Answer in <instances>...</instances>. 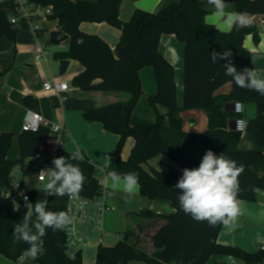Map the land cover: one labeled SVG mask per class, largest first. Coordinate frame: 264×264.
I'll use <instances>...</instances> for the list:
<instances>
[{
    "label": "trees",
    "instance_id": "obj_1",
    "mask_svg": "<svg viewBox=\"0 0 264 264\" xmlns=\"http://www.w3.org/2000/svg\"><path fill=\"white\" fill-rule=\"evenodd\" d=\"M42 6H52L51 19L58 20V29L51 33V44H59L69 38V47L65 51L54 53L55 60H76L83 66L82 72L72 80V85L82 92L122 93L129 95L126 101H115L106 105L87 109L83 113L88 122H100L103 128L119 136L115 148L116 169L121 174L134 172L139 177L141 196L151 201L169 203L173 211L168 214H156L150 210L139 213L152 219L159 217L164 224L155 231L153 241L160 248L148 254L139 247L140 236L128 229L116 245L102 246L97 249L95 264H130L132 261H144L148 264H206L217 254L239 261L240 264H263L264 250L256 253L244 251L238 247L221 245L217 242L223 226L218 223L209 225L206 221H197L185 213L179 206L176 189L181 168H197L179 147L166 142L161 130L165 117L157 114L152 124L130 125V116L142 94L138 72L149 66L154 69L157 83L156 92L148 97L149 104L156 108L158 104L168 109L170 126L181 139L191 145L211 149L217 156L224 153L244 166L239 176L237 200L254 201L256 191L264 190V177L258 176L252 166L264 161V95L240 88L230 76L224 74L223 65L228 61L220 59L213 63L210 53L230 49L232 63L238 71L244 68L254 69L250 53L244 48V40L252 34L254 44L259 42L257 28L253 25L234 28L229 33H221L205 24L207 14L201 0H181L156 12L135 10L128 22L119 18L122 0H28ZM236 11L264 15V0H234ZM16 11L0 9V38L8 37L16 42L18 29L9 20ZM82 22L108 24L122 31L121 39L113 50L100 36L84 33L80 30ZM163 34H173L185 44L183 72L184 100L183 108L176 100L174 66L160 53L158 46ZM231 83V92L216 94L217 90ZM34 98H25L28 105L34 106ZM242 102L255 105V116L247 121L246 131L255 144L261 148L242 150L239 148L242 133L230 128V122L236 119L233 111L226 110L231 103ZM188 109L203 110L207 115V129L201 133L186 132L182 127L181 111ZM133 137L135 144L127 160L121 158L125 141ZM12 134H0V189H11L19 203V211H14L12 199L0 195V254L7 259L18 261L28 244L17 241L13 235L16 224L21 223L27 210L23 208L21 185L11 188V173L20 167L24 176L38 174L43 166L52 164L56 148L55 136L49 129L38 132L22 131L19 135L20 157L10 160L7 154L12 146ZM165 156L170 162H161L158 168L149 166L151 159ZM178 166V167H177ZM102 186L94 177H85L79 196L92 198L100 195ZM30 196L31 211L37 202V192ZM46 210L59 212L50 205ZM44 252L31 264H82V251L76 250L71 256L67 245L65 230L49 228L42 238ZM219 264H233L224 262Z\"/></svg>",
    "mask_w": 264,
    "mask_h": 264
},
{
    "label": "crops",
    "instance_id": "obj_2",
    "mask_svg": "<svg viewBox=\"0 0 264 264\" xmlns=\"http://www.w3.org/2000/svg\"><path fill=\"white\" fill-rule=\"evenodd\" d=\"M96 1V0H87ZM181 0H122L119 9L121 21L128 22L135 10L141 9L148 12H156L170 4ZM13 0H0V9L11 11L15 9ZM209 14L213 9L207 0H201ZM227 11H236L234 0H226ZM31 12H37L32 9ZM37 14V13H36ZM206 14V15H207ZM251 25L255 26L259 35V42L254 44L252 34L246 36L244 48L250 53L252 66L264 76V32L262 22L264 15L249 14ZM18 29L16 42L8 37L0 38V134L11 133L12 146L7 154L8 159L17 160L20 157L19 135L22 133V125L28 109L40 112L44 118L56 125L63 127L61 134L63 144L56 147L54 157H64L67 162L79 166L84 177H94L106 191L104 197L106 203L113 210L106 211L102 217L99 228L94 229L86 241L82 251V264H95L97 249L102 246L111 247L117 244L122 235L128 230L137 231L140 236L139 247L148 254L157 251L160 246L153 241V235L165 222L164 219L155 217L147 219L139 215L144 210H150L156 214H168L173 211L169 203L151 201L141 196L140 190L126 193L122 189H114L108 178V173L116 169L114 156L119 136L106 131L102 123L88 122L83 117L87 109L106 105L115 101H126L129 95L122 93H105L99 91L82 92L72 85V80L80 72L83 66L76 60H69L70 64L65 75L59 74V61L53 55L56 52L65 51L69 47V38L59 44H51V33L58 29V20L50 17L34 15L30 21H18L15 24ZM80 30L87 34L100 36L113 50L121 39L122 31L107 22L91 23L82 22ZM62 46V47H60ZM42 47L47 55L36 60L37 48ZM158 49L160 53L174 66L176 83V100L178 106L183 108L184 100V72L183 61L185 44L180 42L173 34H163L160 38ZM142 94L130 116V125L152 124L156 115L165 117V123L161 135L169 144L179 147L195 164H199L208 148L194 146L180 138L178 132L169 123L168 109L158 104L153 108L149 104L148 97L157 89L155 72L152 67L146 66L138 72ZM46 82H66L71 87L68 92L56 95L44 90ZM231 83L219 88L216 94H228L231 92ZM33 97L34 106L28 105L26 97ZM243 118L248 121L256 113L255 105L243 104ZM182 127L186 132L201 133L207 129V115L203 110L188 109L181 111ZM232 121H235L233 119ZM231 123V122H230ZM239 148L242 150L257 149L258 147L251 135L245 131L242 133ZM135 144L133 137H129L123 146L121 158L127 160ZM79 152V158L72 156ZM161 162H170L165 156L151 159L149 166L158 168ZM54 167L53 164L47 168ZM178 167V166H177ZM181 176L182 169L178 167ZM252 170L260 177H264V161L253 165ZM15 178L22 184V193L37 192V201L47 198L48 204L58 211H65L69 199L64 196H46L39 190L46 179L39 181L37 174L24 176L19 169L14 173ZM264 191H256L254 201L239 199L240 214L228 225L222 226L217 242L221 245L238 247L250 253L261 250L264 243ZM231 262L240 264L239 261L223 255L211 256L206 264H219ZM0 264H31L28 261H13L0 254ZM130 264H148L144 261H132ZM264 264V263H263Z\"/></svg>",
    "mask_w": 264,
    "mask_h": 264
},
{
    "label": "clouds",
    "instance_id": "obj_3",
    "mask_svg": "<svg viewBox=\"0 0 264 264\" xmlns=\"http://www.w3.org/2000/svg\"><path fill=\"white\" fill-rule=\"evenodd\" d=\"M207 3L213 10L204 16V22L221 33L226 34L234 28L238 30L251 24L248 12L227 11L226 0H207ZM231 57L230 49L222 53H210L213 63H218L220 59L228 61L223 65L224 74L232 77L238 87L264 95V76L255 69L244 68L238 71ZM79 155V152L75 153L72 159L79 158ZM52 164L54 167L40 171L41 180L46 179V182L39 190L46 193V196L67 194L70 199H77L85 181L79 166L67 162L64 157H54ZM243 172L242 164L238 165L224 153L217 156L211 149L207 150L197 168L182 169L183 174L174 186L181 190L178 196L180 208L197 221H206L212 226L218 223L228 225L240 214L237 192L238 178ZM107 175L114 189L133 193L139 188V177L134 172L121 174L113 170ZM47 204V198L38 200L32 211H27L21 223L13 229L15 239L29 245L22 253V261L35 260L43 254L42 238L47 234V229L65 230L73 224V218L68 212L46 210ZM14 211H19V208Z\"/></svg>",
    "mask_w": 264,
    "mask_h": 264
},
{
    "label": "built area",
    "instance_id": "obj_4",
    "mask_svg": "<svg viewBox=\"0 0 264 264\" xmlns=\"http://www.w3.org/2000/svg\"><path fill=\"white\" fill-rule=\"evenodd\" d=\"M13 1L15 4L14 10L16 11V14L10 15L9 17V20L12 24H16L18 21L22 20L30 21L34 15L41 16V18H47L51 17L53 14L52 6H42L31 3L28 0ZM32 9H36L37 12H31ZM262 24V32H264V21ZM37 52L39 53L36 55V60H39L41 57H44L48 54V52L42 47H38ZM70 87L71 86L66 82H46L44 84V90L46 92L56 95H61L62 93L68 92ZM234 108L235 109L233 112L238 115V117L235 119V130L244 133L246 131L247 121L242 116L244 113L243 103L235 102ZM42 128L49 129L55 136L56 147H59L63 144L61 139V134L64 131L63 127L48 121L40 112L34 109H28L25 115L24 123L22 125V131L38 132ZM19 169L20 167H17L11 173V188L18 189L20 185L22 187V184L19 183V181L14 176V173ZM43 169H47V166H43L39 170L37 174L39 181H42L40 171ZM105 193L106 191L102 188L101 194L92 198L79 196L77 199H70L68 197L69 203L65 212H68L73 218V224L70 225L69 228L65 229V232L67 234V245L71 251V256L74 255L76 250H81L85 246L90 233L94 229L100 227L104 213L114 209L106 203L104 197ZM20 194L23 195V208L27 211H31L30 196L27 193H22V190ZM0 195L2 198L5 197L12 199L15 209L19 207V203H17V199H15V195L11 189H0ZM261 249L264 250V243L261 245ZM20 258L18 261H22Z\"/></svg>",
    "mask_w": 264,
    "mask_h": 264
},
{
    "label": "water",
    "instance_id": "obj_5",
    "mask_svg": "<svg viewBox=\"0 0 264 264\" xmlns=\"http://www.w3.org/2000/svg\"><path fill=\"white\" fill-rule=\"evenodd\" d=\"M70 64V61L69 60H60L59 61V74L60 76H63L65 75L66 71H67V68ZM235 108H234V103H231V104H228L226 106V110H229V111H233ZM230 128L231 129H235L236 128V123L235 121H231L230 123Z\"/></svg>",
    "mask_w": 264,
    "mask_h": 264
},
{
    "label": "rangeland",
    "instance_id": "obj_6",
    "mask_svg": "<svg viewBox=\"0 0 264 264\" xmlns=\"http://www.w3.org/2000/svg\"><path fill=\"white\" fill-rule=\"evenodd\" d=\"M135 232L137 233V231L135 230Z\"/></svg>",
    "mask_w": 264,
    "mask_h": 264
}]
</instances>
